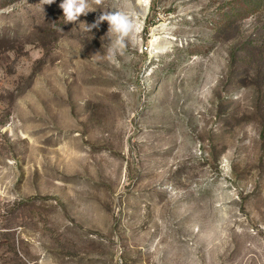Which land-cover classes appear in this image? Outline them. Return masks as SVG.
I'll list each match as a JSON object with an SVG mask.
<instances>
[{"label":"rangeland","instance_id":"374dc122","mask_svg":"<svg viewBox=\"0 0 264 264\" xmlns=\"http://www.w3.org/2000/svg\"><path fill=\"white\" fill-rule=\"evenodd\" d=\"M61 2L0 0V264H264V0H131L113 59Z\"/></svg>","mask_w":264,"mask_h":264},{"label":"clouds","instance_id":"9594fccd","mask_svg":"<svg viewBox=\"0 0 264 264\" xmlns=\"http://www.w3.org/2000/svg\"><path fill=\"white\" fill-rule=\"evenodd\" d=\"M43 2L51 5L55 0H43ZM93 2L100 5L102 0H93ZM137 2L139 3L140 0ZM143 2L147 3V0H143ZM59 7L63 11L65 24L75 23L79 21L81 15L86 16L90 11H94L90 6V0H62ZM137 16L138 13L131 7V0H123L122 7L103 11L93 23L81 22L80 25H83L84 31L91 32L92 29H98L102 22L108 23L106 36L110 43L107 49V58L113 59L118 54H124L129 42H135V34L138 31ZM101 39L103 40L104 37Z\"/></svg>","mask_w":264,"mask_h":264}]
</instances>
